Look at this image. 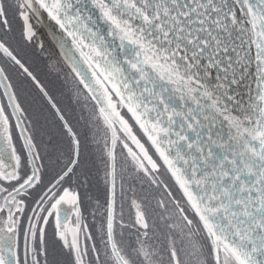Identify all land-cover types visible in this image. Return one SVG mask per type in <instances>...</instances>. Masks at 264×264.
<instances>
[{"label":"snow or ice","instance_id":"snow-or-ice-1","mask_svg":"<svg viewBox=\"0 0 264 264\" xmlns=\"http://www.w3.org/2000/svg\"><path fill=\"white\" fill-rule=\"evenodd\" d=\"M91 5L97 19L84 11L86 0H0V54L39 89L64 138L55 160L42 154L22 127L25 109L9 68L0 66L8 99L0 104V264H264V0ZM15 19L22 22V41L32 42L37 26L49 29L83 86L77 102L85 110L92 102L77 121H84L82 131L13 47ZM253 46L256 94L244 105L230 89L245 78ZM218 121L226 122V135L213 131ZM89 132L103 141L107 186L100 222L91 227L78 190L87 184L81 165ZM118 156L151 185L163 184L171 207L157 201L162 224L150 222L137 199L127 222L123 205L117 212ZM161 168L179 199L160 180Z\"/></svg>","mask_w":264,"mask_h":264},{"label":"rangeland","instance_id":"rangeland-1","mask_svg":"<svg viewBox=\"0 0 264 264\" xmlns=\"http://www.w3.org/2000/svg\"><path fill=\"white\" fill-rule=\"evenodd\" d=\"M21 25L22 22L19 19H15L12 21L14 32L11 35L15 37V39L12 42L13 47L17 48L20 55L26 61L27 66H29L30 70H32L34 75L37 76L41 84H43L45 88L49 91L50 95L56 92H61L58 100L63 101V103L59 104L58 107H60L63 110L66 118L69 119L71 123H73L74 120L77 121L80 120V117L82 115L87 116L88 113L83 114L86 110L82 112L79 109L82 107V105L72 103L73 99L71 95L74 98H76L75 93L77 91V88H80V86H78L75 83V81L71 79V77H68L63 83V81L59 82L55 76L53 75L51 76L50 73H48L54 68V65H56L55 62L58 65L64 64L66 62L62 54H60L59 51L57 50L56 43L51 39L48 29L44 26H37L36 37L38 38L40 44L41 43L43 44V48L39 49L38 47H36L37 46L36 41L26 42L21 40V36H20ZM36 51H38V53H36ZM0 66H5L9 68L8 74L10 76V82L13 84V90L17 93L18 102L21 104L22 108L25 109V114L24 116L21 117V120L23 121L22 127L28 129V126L30 125L35 135H39L40 129L42 128V130L45 132V138L48 141V145L49 147H51V149L47 150V152L50 155L49 156L50 160H55L56 156L59 155V152L62 149L64 143V138L61 134L62 131L61 126L58 119L55 117V113H54V117L52 118L48 116L51 118L52 126L42 124L41 122L36 120H32V118L34 117V112L37 111L38 109L48 112L46 99L39 92V89L36 88L37 91H34L32 85H30L31 84L30 79H26V78L24 79L18 74L17 70L11 69L9 67L6 58H4L2 54H0ZM34 95L36 96L41 95V97H39L40 100H37L36 97H34ZM89 103L92 104V102ZM0 104L6 106V103L1 95V92H0ZM88 108L90 107L88 106ZM37 118L39 120L41 119L40 114L38 115ZM11 123L13 125L14 142L17 143V147L19 149L22 146L23 142L22 140L19 141L17 139V137L19 136L18 134L19 129L18 132L17 130L14 129L16 123L15 118H12ZM80 123L77 124L76 122V124L74 125L77 126V130L82 131V126L84 124V121L81 120ZM98 139H100V142L99 143L95 142L92 138V133L89 132L87 139L84 140L82 143L83 158L84 161L86 160V163L90 165L88 170L91 171V175L87 174V185L85 187L81 186V189L85 190L89 194L91 199L93 198V187L95 183L96 172L98 171V169L101 171V169L103 170L104 168V173H105L106 170L105 169L106 158L104 156L103 141L99 137ZM85 146H88L91 149L90 153H88L89 157L84 152ZM45 151L42 152L44 153ZM117 152L118 153L120 152L119 147L117 149ZM121 160L124 162L122 156H121ZM123 162L117 164V176L120 169L119 166H121ZM52 166L55 168L54 165ZM81 170L85 172L83 167L81 168ZM166 184L168 185V183ZM162 192L165 191L162 190ZM169 200H171L170 197ZM154 202H155L154 194L144 187V203L149 212L150 222L151 220L155 219L162 224V222L159 221V214L161 212H155ZM91 208L92 205L90 204V209ZM117 212L119 213V209L117 210ZM51 239H52L51 233H49V240L51 241Z\"/></svg>","mask_w":264,"mask_h":264},{"label":"flooded vegetation","instance_id":"flooded-vegetation-1","mask_svg":"<svg viewBox=\"0 0 264 264\" xmlns=\"http://www.w3.org/2000/svg\"><path fill=\"white\" fill-rule=\"evenodd\" d=\"M34 42L36 41V44L39 49H42L40 47V42L38 40L37 37H35V40H33ZM36 53H38V51H36ZM56 65H54V68L50 71H56L59 72L57 63L55 62ZM71 77L67 72L63 73V74H58L57 75V79H59L60 81H64L68 78ZM72 79V77H71ZM73 102L75 104L78 105H82V103L77 102V99L74 98L71 95ZM82 100V98H81ZM89 107H92V104L89 103ZM81 109L84 111L85 109H83L81 107ZM89 109L86 110L83 114L88 113ZM143 142V141H142ZM134 147V146H133ZM123 162L121 160V156H118V163ZM119 172H118V176H117V210L119 209L120 211V206L123 205V211H124V219L127 222L129 220V205L132 199H137L139 201H142L144 203V187L147 188L150 192H152L154 194V198H155V212H162V209L157 207V201L160 199H165V202L167 204H169L170 207V200L169 197L167 196L166 192H162V190H164V186L163 184L160 185L159 187L155 186V185H151L146 177H143L142 174H137L134 172V170L131 167L130 161L128 163L123 162V164L121 166H119ZM121 176L123 177V180H121ZM159 178L160 180H162L164 182V184L168 183L170 190L172 191V195L179 199V195L177 193V191L175 190V188L173 187V185L170 183V181L168 180V178L166 177L165 173L163 172V170H160L159 173ZM123 183V197L121 196V184ZM102 184H104V180H103V171L101 169V171L98 169V171L96 172V176H95V183H94V195L92 200L90 201L89 196L85 195L84 190H79L81 193V197H82V210L84 212V215L86 217V222L89 223L90 227L93 223H96L97 225L100 222V212H102L104 210V206H105V192H102ZM165 191V190H164ZM171 198V197H170ZM97 202H99L100 207H97ZM90 204L92 205V208L90 209ZM145 204V203H144ZM95 212L96 213V219L95 221L93 220V216L92 213ZM149 213V212H148ZM88 214V215H87ZM133 215H134V211H133Z\"/></svg>","mask_w":264,"mask_h":264},{"label":"water","instance_id":"water-1","mask_svg":"<svg viewBox=\"0 0 264 264\" xmlns=\"http://www.w3.org/2000/svg\"><path fill=\"white\" fill-rule=\"evenodd\" d=\"M73 3H75V0H73ZM86 8L84 9V11L88 14H91L93 16V19H97L99 16L98 11L91 5V0H86ZM79 6V5H78ZM46 23H49L47 21H45ZM53 27H55L53 25ZM250 27V26H249ZM47 28V27H46ZM98 28L99 31L104 34L106 36V38L111 41V37L107 36V25H105L103 23V21H98ZM48 29V28H47ZM49 31V29H48ZM57 34L58 35H62V33L59 32V30L57 29ZM71 43V41L69 40V44ZM116 43L118 44L119 41H116ZM58 50L60 51V53L62 54L60 48L57 46ZM117 51H119V49H117ZM251 55L253 56L252 62L247 66V72L245 73V78L242 79L240 81L239 84L236 85H231V89H230V94L232 95H236V99L240 100L242 104L247 105L249 103V96L251 95L252 97H255L256 94V62L254 59V55H255V47L253 46L251 49ZM62 56L64 57V55L62 54ZM65 60V58H64ZM66 61V60H65ZM67 64L69 65L68 61H66ZM85 68V70H87V66L84 65L83 66ZM238 73L242 72L243 69L238 68ZM90 75V73H89ZM251 89V92H250ZM2 91L4 92V90L2 89ZM238 94V95H237ZM6 103L8 104V99L6 96H4ZM179 103H181L180 101H177V105H179ZM228 105L230 108H235L234 102L233 101H228ZM194 107V105H193ZM11 111V109H10ZM213 131H220L221 135H226L227 134V124L226 122L222 125L219 121L217 122V124L215 125ZM142 135V134H141ZM175 138V137H173ZM146 140V138H144ZM150 146V145H149ZM152 151L154 152V149H152ZM160 163L162 164V161H160ZM168 175V177L170 178V174L166 173ZM171 180V178H170ZM172 181V180H171ZM172 183L174 184V182L172 181ZM175 188L177 189V187L175 186ZM178 191V189H177ZM179 192V191H178ZM180 194V192H179ZM181 195V194H180Z\"/></svg>","mask_w":264,"mask_h":264},{"label":"trees","instance_id":"trees-1","mask_svg":"<svg viewBox=\"0 0 264 264\" xmlns=\"http://www.w3.org/2000/svg\"><path fill=\"white\" fill-rule=\"evenodd\" d=\"M57 66H58V69H59V74H63V73H65V70H64V67H63V65L62 64H57ZM21 77H23L24 79H25V77L24 76H21ZM59 82H61L59 79H57ZM30 85H32V88L34 89V91H37V89H36V86L31 82V84ZM60 93L61 92H56V93H54V94H51L52 96H53V98H54V100H55V102L57 103V105H59V104H61V103H63V101H60V100H58L59 99V96H60ZM34 97H36V99L37 100H40V98L39 97H41V95H34ZM46 104H47V108H48V112H46V111H43V110H41V109H38L37 111H35L34 112V117L32 118V120H36V121H39V122H41L42 124H45V125H51L52 126V123H51V118L52 117H54V110H52L51 109V107L48 105V103L46 102ZM82 112H84L81 108H79ZM40 114V117H41V119L39 120L37 117H38V115ZM48 116H50V117H48ZM76 122H77V120H74L73 121V124H76ZM81 124V123H80ZM28 133L29 134H32V135H34V138H35V142L39 145V147H40V150H41V152L42 151H45L44 153H46V155H48V156H50L49 155V153L47 152V150H49V149H51V147H49V145H48V141H47V139L45 138V132L42 130V128L40 129V134L39 135H35L34 133H33V130H32V128L30 127V125L28 126ZM90 148L88 147V146H85L84 147V152H85V154H87L88 155V157H89V154L88 153H90ZM43 152H42V154H44ZM82 163H83V167H84V169H85V172L87 173V174H89V175H91V171L90 170H88L89 169V167H90V165L88 164V163H86V160L84 161V158H83V160H82ZM54 167L52 166V165H50V175H52V174H54ZM103 177H104V175H103ZM87 184H85V185H83V187H85ZM102 192H104V184H102ZM78 190H81V187H79L78 188ZM84 192H85V195L86 196H89V194L84 190ZM93 195H94V187H93ZM90 197V196H89ZM92 199L90 198V201H91Z\"/></svg>","mask_w":264,"mask_h":264},{"label":"bare ground","instance_id":"bare-ground-1","mask_svg":"<svg viewBox=\"0 0 264 264\" xmlns=\"http://www.w3.org/2000/svg\"><path fill=\"white\" fill-rule=\"evenodd\" d=\"M46 23V22H45Z\"/></svg>","mask_w":264,"mask_h":264}]
</instances>
